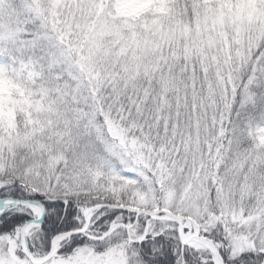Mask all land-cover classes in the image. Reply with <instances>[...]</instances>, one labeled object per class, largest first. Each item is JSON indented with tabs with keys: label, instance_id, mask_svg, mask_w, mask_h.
<instances>
[{
	"label": "snow or ice",
	"instance_id": "obj_1",
	"mask_svg": "<svg viewBox=\"0 0 264 264\" xmlns=\"http://www.w3.org/2000/svg\"><path fill=\"white\" fill-rule=\"evenodd\" d=\"M0 264H264V0H0Z\"/></svg>",
	"mask_w": 264,
	"mask_h": 264
}]
</instances>
